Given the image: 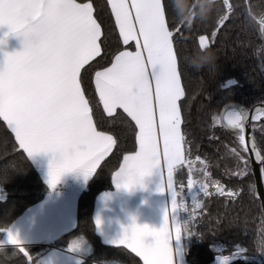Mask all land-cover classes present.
<instances>
[{
	"label": "snow or ice",
	"instance_id": "1",
	"mask_svg": "<svg viewBox=\"0 0 264 264\" xmlns=\"http://www.w3.org/2000/svg\"><path fill=\"white\" fill-rule=\"evenodd\" d=\"M224 2L231 9L228 0ZM107 6L122 43L135 42V51H119L110 67L94 73L95 92L104 112L112 117L117 109H122L138 130L135 134L138 150L123 156V164L113 179L117 187L131 189L142 184L153 169H158L163 177L166 168V189L173 198L171 223L168 213L159 230L133 222L120 239L111 243L130 248L142 258L143 264H176L170 242L180 238L181 227L175 223L174 214L185 205L177 204L180 193L175 188L174 172L179 166L188 167V189L196 186L197 181L191 174L181 129L178 101L185 90L174 50V33L169 28L162 0H107ZM96 11L92 0H0V28L8 29L4 37L10 34L23 37V49L5 53L0 64V118L15 134L28 158L40 152L58 154L49 165L48 183L53 188L66 173L77 169L87 181L116 143L112 135L97 130L90 100L82 87V70L101 56L105 42L102 36L107 38L94 14ZM227 19V15L223 16L220 25ZM259 23L264 33V18ZM209 42L207 36L199 37L201 49H206ZM3 43L5 39L0 37V44ZM248 118L261 120L264 108L256 109ZM213 119L219 122L223 119L228 126L240 129L239 144L243 151L254 155L264 175V155L254 140L246 138L245 117L227 112ZM232 152L246 168L248 160L235 148ZM245 174L244 169L236 173ZM198 186L204 196L212 195L210 187L221 196L238 195L226 191L218 181ZM159 191H165L164 183ZM202 207L194 200L190 217L195 219L196 209ZM96 223L99 227L100 220ZM6 231L7 242L17 246L28 264H32L18 234ZM184 231L189 232L188 224ZM148 237L153 238L152 243L147 242ZM228 259L225 257L221 264H227Z\"/></svg>",
	"mask_w": 264,
	"mask_h": 264
},
{
	"label": "trees",
	"instance_id": "2",
	"mask_svg": "<svg viewBox=\"0 0 264 264\" xmlns=\"http://www.w3.org/2000/svg\"><path fill=\"white\" fill-rule=\"evenodd\" d=\"M92 2L97 10L94 14L107 38L102 36L105 42L101 56L82 70V87L90 100L97 130L112 135L116 143L79 192L74 227L45 244L22 245L32 264H38V258L50 248H67L81 238L87 241L90 249L87 257L92 261L142 264L127 248L103 243L92 219L96 195L112 188V172L118 168L124 154L136 149L134 122L121 109L109 117L99 102L93 82L96 70L110 65L115 54L123 49L132 50L134 45H124L120 40L107 0ZM180 2L162 0L169 28L174 33V50L185 90L178 104L191 174L197 186L218 181L226 191L238 193L221 196L210 187L212 195L204 196L198 191L197 202L203 207L196 209L195 219L190 217L191 204L180 217L182 259L186 264H221V260L228 257L227 264H264L263 215L247 152L238 141L240 129L228 126L224 120L213 119L220 116L222 108L238 112L237 106L247 109L264 101V33L259 23L264 18V0H228L231 9L226 7L224 0H209L206 5L202 0H184L189 14L193 15L189 24L180 22L178 6L182 12L184 8ZM205 10L207 18L202 19ZM225 15L228 19L221 26L220 20ZM201 35L209 38L206 49L215 54L216 61L212 68L197 71L190 64L199 60L205 50L199 47ZM251 130L264 155V118L251 121ZM234 148L248 160L246 168L232 152ZM240 169L246 174L237 176ZM188 175L187 166L176 168L177 192L182 193L186 188ZM48 191V184L0 118V236L24 209ZM185 224L189 225V232L184 231ZM0 264H28V260L17 246L0 245Z\"/></svg>",
	"mask_w": 264,
	"mask_h": 264
},
{
	"label": "crops",
	"instance_id": "3",
	"mask_svg": "<svg viewBox=\"0 0 264 264\" xmlns=\"http://www.w3.org/2000/svg\"><path fill=\"white\" fill-rule=\"evenodd\" d=\"M6 32H8L7 27L0 28V37L5 39V43L0 44V64H2L5 59V53L11 54L23 49V37L16 34H10L4 37V33ZM129 43L134 45V49L123 50L135 51V42L130 41ZM110 66L111 63L106 67ZM137 131L136 129V132ZM136 150H138L137 144L133 152L124 155L133 154ZM55 155L58 154L40 152L29 158L38 169L44 181L48 184L49 191L39 201L26 208V219L28 222H31L32 226V239L22 242V245L45 244L62 233L69 231L75 225L77 198L86 181L81 171L77 169L66 173L54 188L51 187L48 183V172L49 165ZM122 164L123 157L118 168L112 172V188L101 191L96 195L92 209L95 232L103 243L109 245H113L111 241L120 239L124 234V229L129 228L133 222L139 225H148L152 229L159 230L164 224L166 213L169 214V222L171 223L173 220V214L171 213L173 198L171 192L166 189V186L163 192L159 191V188H155L154 186V184H160L161 182L160 171L156 169V180L151 179L152 174H150L144 177L142 184H137L131 189H127L124 187H117L113 179V175L119 170ZM163 176H165V180L167 181L166 168ZM180 197L184 199V197ZM180 197L179 199L178 197L176 198L177 204L182 202ZM182 212L183 209L178 207L174 214L175 223L179 226ZM97 219L100 220L99 227L96 223ZM147 242L152 243L153 238L148 237ZM170 243L175 253L176 264H186L182 259L181 236L178 240L173 238ZM76 245L84 246L80 243ZM119 246H123L130 250V248L125 245ZM178 247H180V251ZM67 248L52 247L50 249H56L65 255H69L65 252L68 251ZM89 250L90 249L86 250V252L79 256L80 262L71 264H80L86 260L89 261L88 264H107L88 259ZM76 257H78V255H76ZM138 258L143 264L142 258L139 256Z\"/></svg>",
	"mask_w": 264,
	"mask_h": 264
},
{
	"label": "rangeland",
	"instance_id": "4",
	"mask_svg": "<svg viewBox=\"0 0 264 264\" xmlns=\"http://www.w3.org/2000/svg\"><path fill=\"white\" fill-rule=\"evenodd\" d=\"M227 112H235L233 109H226L224 113ZM152 176L151 179L156 180L157 179V170L153 169L151 172ZM162 183L166 186V180L165 176L161 177V182L160 184H154L155 188H160ZM200 190L199 186H194L192 189H188L187 185L184 191L182 190L180 195L184 197L182 199L180 197L182 203H184L185 208L183 209V212H186L188 210V206L191 204L193 206L194 200L197 202V194L198 191ZM26 209H24L9 225V227L6 230H11L13 233H17L19 236V239L22 242L29 241L32 239V232H31V222H28L26 219ZM84 246H76L75 243L71 244L67 248V252L69 255H65L61 251H58L56 249H49L45 253H43L39 258H38V264H71V263H78L80 262V255L86 250L89 249V246L87 244V241L83 238H81L80 242H78ZM0 245L5 246V245H11L10 243L7 242V231H5L1 236H0ZM178 250L180 251V247H178ZM71 254V255H70ZM78 255V257H76ZM68 256V257H67ZM222 261V260H221Z\"/></svg>",
	"mask_w": 264,
	"mask_h": 264
},
{
	"label": "water",
	"instance_id": "5",
	"mask_svg": "<svg viewBox=\"0 0 264 264\" xmlns=\"http://www.w3.org/2000/svg\"><path fill=\"white\" fill-rule=\"evenodd\" d=\"M260 106L264 107V101L256 102L252 104L250 107H248L247 109H243L240 106H237V110L239 114H246V113L248 114L247 116H245V119L243 120L244 127L246 129V138H251L252 140H254L253 135H252V130H251V121L253 120L248 117H250L251 115H254L255 110ZM224 111H225L224 108H222L220 115L224 113ZM222 122H223V119H222ZM247 155L249 158V164H250V168H251V172H252V176H253V180L255 184L257 197L260 201V206H261L262 215H263V222H264V175L261 174V171H260L261 165L256 162L254 155L250 152H247Z\"/></svg>",
	"mask_w": 264,
	"mask_h": 264
},
{
	"label": "clouds",
	"instance_id": "6",
	"mask_svg": "<svg viewBox=\"0 0 264 264\" xmlns=\"http://www.w3.org/2000/svg\"><path fill=\"white\" fill-rule=\"evenodd\" d=\"M209 2V0H202L201 3L203 4H207ZM180 4H182L184 6L183 8V12L181 11V8L178 6V9L180 10V22L184 23V24H189L193 18V15H190L189 12L190 10L187 9V5L184 3V0H181ZM202 19H206L207 18V10H205L202 13ZM216 61V57L215 54L208 50L205 49L202 52V57L197 60L196 62L190 64L191 67L195 68L197 71H200L202 69H210L214 66Z\"/></svg>",
	"mask_w": 264,
	"mask_h": 264
},
{
	"label": "bare ground",
	"instance_id": "7",
	"mask_svg": "<svg viewBox=\"0 0 264 264\" xmlns=\"http://www.w3.org/2000/svg\"><path fill=\"white\" fill-rule=\"evenodd\" d=\"M259 108H264L263 106H260V107H258L257 109H259ZM255 114V113H254ZM242 117H245V114H240Z\"/></svg>",
	"mask_w": 264,
	"mask_h": 264
}]
</instances>
